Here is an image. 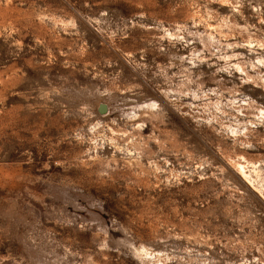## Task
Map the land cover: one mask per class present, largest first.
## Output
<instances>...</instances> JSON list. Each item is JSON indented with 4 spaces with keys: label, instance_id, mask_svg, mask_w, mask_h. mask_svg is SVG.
I'll return each instance as SVG.
<instances>
[{
    "label": "rangeland",
    "instance_id": "374dc122",
    "mask_svg": "<svg viewBox=\"0 0 264 264\" xmlns=\"http://www.w3.org/2000/svg\"><path fill=\"white\" fill-rule=\"evenodd\" d=\"M0 264H264V0H0Z\"/></svg>",
    "mask_w": 264,
    "mask_h": 264
}]
</instances>
